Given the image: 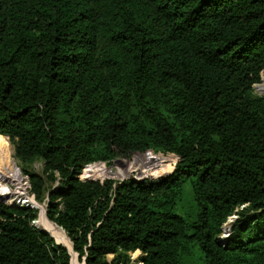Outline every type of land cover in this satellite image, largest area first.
Instances as JSON below:
<instances>
[{
    "label": "trees",
    "instance_id": "1",
    "mask_svg": "<svg viewBox=\"0 0 264 264\" xmlns=\"http://www.w3.org/2000/svg\"><path fill=\"white\" fill-rule=\"evenodd\" d=\"M263 81L264 0H0V137L83 264H264ZM39 217L0 201V264L72 263Z\"/></svg>",
    "mask_w": 264,
    "mask_h": 264
},
{
    "label": "rangeland",
    "instance_id": "2",
    "mask_svg": "<svg viewBox=\"0 0 264 264\" xmlns=\"http://www.w3.org/2000/svg\"><path fill=\"white\" fill-rule=\"evenodd\" d=\"M261 86H264V81L260 86L255 87V95L257 97H264V88H261ZM6 140L8 141L10 145V152L13 155V161L15 162V165L18 171L20 172V175L23 180V183L21 185L18 182H14V181H11V182L9 181L6 183V186L10 190V194L7 196V197H10V199L8 200V203L10 204L11 200L12 201L17 200V198L20 200L24 198L32 199L33 196L29 194V191H30L29 179L22 172V168L18 160L15 157V151H14L13 145L10 143L8 138ZM140 157H143V158H140ZM177 161H178V158L176 156L165 155L161 153L159 154L151 153L148 155L147 154L146 155H133L130 158H118L115 161H113L111 164L97 163V165L94 164V165L87 166L85 167L82 174L80 175V178L82 180L85 179L84 177L86 176L85 175L86 171L90 167H96L97 171L95 170V173H94L95 175H89L88 176L89 179L105 180L108 177H112L115 180H121V181L126 180L127 177L134 178L137 180L147 179V178L164 179L174 172L175 164ZM35 169L38 173H42L41 163H37L35 165ZM154 170L157 171L158 177H155L153 175ZM38 207L40 208V211H41L40 212V217H41L42 209L45 210L46 212V207L44 205L42 206L39 204H38ZM234 222H235V219L233 218V220H230L229 223L224 226V234H223L224 239L228 238L231 235L232 226L234 225ZM53 239L55 240V237ZM138 255L139 254L134 255V259H136ZM198 256L199 255L195 256L193 260V264H200ZM78 260L79 262H81L80 264L85 263L84 260H81V259H78ZM71 262H73L72 255H71Z\"/></svg>",
    "mask_w": 264,
    "mask_h": 264
},
{
    "label": "bare ground",
    "instance_id": "3",
    "mask_svg": "<svg viewBox=\"0 0 264 264\" xmlns=\"http://www.w3.org/2000/svg\"><path fill=\"white\" fill-rule=\"evenodd\" d=\"M261 88H264V86H261ZM6 139L7 138L5 137H0V196H4V197H7L10 194V190L6 186L7 182L14 181V182H18L20 185L23 183L20 172L18 171L15 165V162L13 161V155L10 152V145ZM91 170L95 171L96 167H90L86 171L85 173L86 176L84 177L85 179L89 178L88 176L91 175L90 174ZM18 200L20 199L17 198V200L11 201L10 204L11 203L15 204ZM28 202H30L32 205H36L33 199L28 200L26 198L21 199L19 203L26 205ZM37 226L40 229L43 228L44 230L49 231L55 237L57 241L60 242V240H62L64 244L69 248L70 253L73 257L72 264H78L79 260H78L77 254L75 253V251L73 250V247L71 246L72 243L69 242V240L67 239L62 229L58 228L56 225L52 224L47 219L46 212L43 209H42L41 217L37 221Z\"/></svg>",
    "mask_w": 264,
    "mask_h": 264
},
{
    "label": "water",
    "instance_id": "4",
    "mask_svg": "<svg viewBox=\"0 0 264 264\" xmlns=\"http://www.w3.org/2000/svg\"><path fill=\"white\" fill-rule=\"evenodd\" d=\"M83 180H88V179H83ZM9 199H10V197L0 196V201L9 200ZM46 217H47V210H46ZM232 220H233V219H232ZM34 225H36V227H37L38 229H40V228L37 226V223H35ZM58 228H59V227H58ZM40 230H41L42 232H44V233L50 234V235L53 237V235H52L49 231H47V230H42V229H40ZM53 238H54V237H53ZM55 240H56V239H55ZM56 243H57L58 245H61V246L65 247V248L69 251V254L71 255L69 248L64 244V242H63L62 240H60V242L56 240ZM72 247H73V245H72ZM73 250H74V247H73ZM74 251H75V250H74ZM77 256H78V255H77ZM78 259H80L79 256H78ZM84 262H86L85 259H84Z\"/></svg>",
    "mask_w": 264,
    "mask_h": 264
},
{
    "label": "clouds",
    "instance_id": "5",
    "mask_svg": "<svg viewBox=\"0 0 264 264\" xmlns=\"http://www.w3.org/2000/svg\"><path fill=\"white\" fill-rule=\"evenodd\" d=\"M258 86H260V85H258ZM256 87H257V86H256ZM150 154H151V153H150ZM147 155H148V154H147ZM88 180H89V178H88ZM29 199H30V198H29ZM29 199H28V200H29ZM32 199L34 200V202L36 203V205H32L30 202H28L26 205H24V204H22V203L20 204V203H17V202H16L15 204H9V203H8V200H4V201L7 202L9 205H20V206H29V207L32 206L31 208L38 209V205H37L38 203L35 201L34 197H33ZM39 210H40V208H39ZM46 210H47V209H46ZM234 219H235V218H234ZM231 220H232V219H231ZM36 223H37V222H36ZM34 224H35V223H34Z\"/></svg>",
    "mask_w": 264,
    "mask_h": 264
},
{
    "label": "built area",
    "instance_id": "6",
    "mask_svg": "<svg viewBox=\"0 0 264 264\" xmlns=\"http://www.w3.org/2000/svg\"><path fill=\"white\" fill-rule=\"evenodd\" d=\"M140 158H143V157H140ZM95 165H97V164H95ZM101 165H102V164H101ZM89 166H90V165H89ZM11 201H12V200H11ZM11 201H10V202H11ZM19 202H20V201H17V203H19Z\"/></svg>",
    "mask_w": 264,
    "mask_h": 264
}]
</instances>
